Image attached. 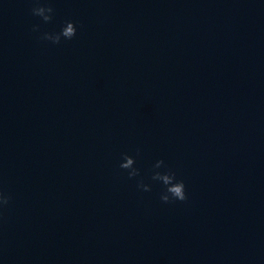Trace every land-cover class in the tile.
<instances>
[{
	"label": "clouds",
	"instance_id": "9594fccd",
	"mask_svg": "<svg viewBox=\"0 0 264 264\" xmlns=\"http://www.w3.org/2000/svg\"><path fill=\"white\" fill-rule=\"evenodd\" d=\"M54 8L50 4L41 3V0H34V6L31 8V14L40 17L44 23H50L53 20ZM34 32L39 31V25H33ZM77 34V26L74 21L68 20L64 22L58 32H44L38 38L40 40L49 41L52 44H60L61 40H72ZM139 155V149H137ZM136 165V159L127 153L122 154V161L119 167L127 171L129 179L141 177V172ZM162 167L166 168L164 160H157L153 166L154 170L151 175V180L158 181L163 185V191L160 195V200L165 203L185 202L188 199L186 185L182 179L177 178L176 172L171 169L159 171ZM136 187L143 192H150L149 184L144 183L143 178L137 180ZM12 197L0 188V217L3 211L9 206Z\"/></svg>",
	"mask_w": 264,
	"mask_h": 264
}]
</instances>
